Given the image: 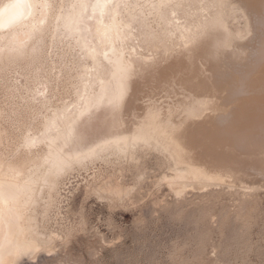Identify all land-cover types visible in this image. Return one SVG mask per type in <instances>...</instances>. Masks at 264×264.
I'll list each match as a JSON object with an SVG mask.
<instances>
[{"label": "bare ground", "instance_id": "bare-ground-1", "mask_svg": "<svg viewBox=\"0 0 264 264\" xmlns=\"http://www.w3.org/2000/svg\"><path fill=\"white\" fill-rule=\"evenodd\" d=\"M150 153L179 198L264 189V0H0V264L68 238L73 176L121 202L101 165Z\"/></svg>", "mask_w": 264, "mask_h": 264}, {"label": "rangeland", "instance_id": "rangeland-1", "mask_svg": "<svg viewBox=\"0 0 264 264\" xmlns=\"http://www.w3.org/2000/svg\"><path fill=\"white\" fill-rule=\"evenodd\" d=\"M167 168L156 153L121 172L101 165L132 188L121 202L87 195L93 172L73 176L59 227L49 223L68 238L19 264H264V189L199 186L179 198L159 180Z\"/></svg>", "mask_w": 264, "mask_h": 264}]
</instances>
